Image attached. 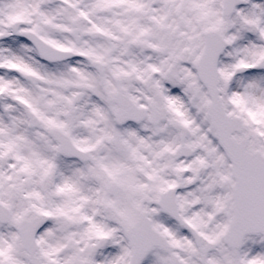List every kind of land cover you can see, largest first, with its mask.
Segmentation results:
<instances>
[{
  "label": "snow or ice",
  "instance_id": "6c2138e0",
  "mask_svg": "<svg viewBox=\"0 0 264 264\" xmlns=\"http://www.w3.org/2000/svg\"><path fill=\"white\" fill-rule=\"evenodd\" d=\"M0 264H264V0H0Z\"/></svg>",
  "mask_w": 264,
  "mask_h": 264
}]
</instances>
